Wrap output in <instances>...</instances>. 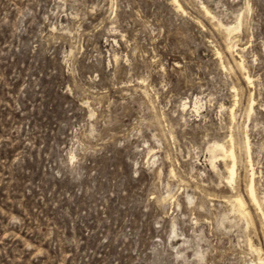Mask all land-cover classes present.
<instances>
[{"label":"rangeland","instance_id":"obj_1","mask_svg":"<svg viewBox=\"0 0 264 264\" xmlns=\"http://www.w3.org/2000/svg\"><path fill=\"white\" fill-rule=\"evenodd\" d=\"M252 177L264 0H0V264H264Z\"/></svg>","mask_w":264,"mask_h":264},{"label":"bare ground","instance_id":"obj_2","mask_svg":"<svg viewBox=\"0 0 264 264\" xmlns=\"http://www.w3.org/2000/svg\"><path fill=\"white\" fill-rule=\"evenodd\" d=\"M208 12H210L209 9H206ZM212 16V15H211ZM222 26L224 25L226 30H228L231 34V32L235 31L236 29H238L239 27V24L238 25H225L221 22ZM230 46V45H229ZM230 48V47H228ZM231 50V49H230ZM237 62V61H236ZM247 80L250 81V76L249 74H247L246 76ZM197 103V102H196ZM234 115V114H233ZM231 143H232V146L230 149H227L226 146L223 144V143H219V142H215L213 145H211L209 147V150L212 152V153H215L216 151H221L222 154L229 158L230 160L226 163L228 169H229V179H230V182H233L235 180V177H236V166H237V156H236V152H235V148H236V142L234 141V137L231 135ZM248 139V138H247ZM247 143V150L249 152L250 150V144H249V141L247 140L246 141ZM243 146V145H242ZM241 146V147H242ZM245 146V145H244ZM250 158V157H249ZM251 160V159H250ZM248 196H249V199L251 201V203L263 214L264 216V205H263V200L260 198L256 188H255V185H254V177H252L251 179V182L249 184V190H248ZM230 199V198H229ZM233 199V198H232ZM233 201V200H232ZM235 204L234 206L237 208L238 212L244 216V217H248L250 211L247 210V206H246V201L245 199L240 195V194H237L236 197H235ZM233 206V208H234ZM253 207V206H252ZM233 211V210H232ZM238 212H236L238 214ZM236 214V215H237ZM252 215V214H251ZM241 217V216H240Z\"/></svg>","mask_w":264,"mask_h":264}]
</instances>
